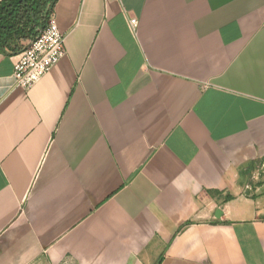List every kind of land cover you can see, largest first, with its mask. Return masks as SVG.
<instances>
[{"label":"crops","instance_id":"obj_1","mask_svg":"<svg viewBox=\"0 0 264 264\" xmlns=\"http://www.w3.org/2000/svg\"><path fill=\"white\" fill-rule=\"evenodd\" d=\"M53 13L35 84L0 53V264H264V0Z\"/></svg>","mask_w":264,"mask_h":264},{"label":"built area","instance_id":"obj_2","mask_svg":"<svg viewBox=\"0 0 264 264\" xmlns=\"http://www.w3.org/2000/svg\"><path fill=\"white\" fill-rule=\"evenodd\" d=\"M128 24L134 30L137 20L131 18ZM64 52V35L57 27L52 8L45 26L27 41L18 54L13 65L15 84L25 89L31 87L59 61Z\"/></svg>","mask_w":264,"mask_h":264},{"label":"trees","instance_id":"obj_3","mask_svg":"<svg viewBox=\"0 0 264 264\" xmlns=\"http://www.w3.org/2000/svg\"><path fill=\"white\" fill-rule=\"evenodd\" d=\"M56 0H1L0 53L18 54L9 48L14 39L34 38L45 26Z\"/></svg>","mask_w":264,"mask_h":264},{"label":"rangeland","instance_id":"obj_4","mask_svg":"<svg viewBox=\"0 0 264 264\" xmlns=\"http://www.w3.org/2000/svg\"><path fill=\"white\" fill-rule=\"evenodd\" d=\"M27 43V39H14L11 43V46L9 48H14V49H20L23 48V46H25V44Z\"/></svg>","mask_w":264,"mask_h":264},{"label":"water","instance_id":"obj_5","mask_svg":"<svg viewBox=\"0 0 264 264\" xmlns=\"http://www.w3.org/2000/svg\"><path fill=\"white\" fill-rule=\"evenodd\" d=\"M215 214H216V216H219V215L221 214V211H220L219 209H217V210L215 211Z\"/></svg>","mask_w":264,"mask_h":264}]
</instances>
